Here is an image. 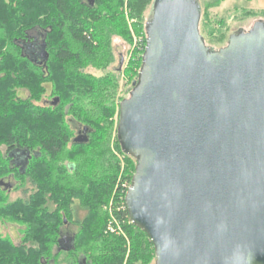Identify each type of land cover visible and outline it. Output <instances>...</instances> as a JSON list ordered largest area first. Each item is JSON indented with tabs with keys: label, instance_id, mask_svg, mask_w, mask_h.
Segmentation results:
<instances>
[{
	"label": "water",
	"instance_id": "obj_1",
	"mask_svg": "<svg viewBox=\"0 0 264 264\" xmlns=\"http://www.w3.org/2000/svg\"><path fill=\"white\" fill-rule=\"evenodd\" d=\"M200 14L195 0L154 5L118 105V142L135 160L124 204L154 264H264V22L215 50Z\"/></svg>",
	"mask_w": 264,
	"mask_h": 264
},
{
	"label": "trees",
	"instance_id": "obj_2",
	"mask_svg": "<svg viewBox=\"0 0 264 264\" xmlns=\"http://www.w3.org/2000/svg\"><path fill=\"white\" fill-rule=\"evenodd\" d=\"M91 1L18 0L19 12L9 17L6 0H0V70L5 72L0 93L13 84L27 91L24 100L0 106V178L11 174L4 154L20 150L27 161L14 170L16 189L32 190L10 201L0 191V222L22 228L18 243L0 234V264H147L154 259L148 237L128 219L124 198L135 160L123 153L117 130L114 147L125 157L130 175L121 172L123 182L116 186L121 205L104 207L120 174L109 146L117 120V80L87 71L110 63L114 33L130 42L124 8L142 37L143 53L149 20L143 22L144 13L154 0ZM222 1L210 0L204 11ZM18 22L40 27L41 67L18 57L12 43ZM47 93L52 106L37 105ZM80 126L88 131L85 143L73 141ZM76 208L86 212L82 220L77 221ZM111 220L121 234L107 232ZM73 222L78 229L66 238L62 229Z\"/></svg>",
	"mask_w": 264,
	"mask_h": 264
},
{
	"label": "rangeland",
	"instance_id": "obj_3",
	"mask_svg": "<svg viewBox=\"0 0 264 264\" xmlns=\"http://www.w3.org/2000/svg\"><path fill=\"white\" fill-rule=\"evenodd\" d=\"M158 0H154L153 4L148 7V9L144 13L143 22L145 23L147 17L149 20L152 17L154 11V5H156ZM160 1V0H159ZM162 1V0H161ZM199 7L200 13L202 10L201 20L198 25L199 34L204 40V43L207 47H211L215 50L222 48L226 45L227 37L239 30L248 31L252 25L256 22H264V0H223L219 5L215 7L207 8V11H204V6L208 4L210 0H195ZM203 14L207 21V26L203 24L206 23L203 18ZM124 16L126 18V23L129 31L130 42L126 41L124 37H122L118 33H114L111 37L110 51H111V60L108 65L105 66L103 70H94L92 68H88L87 71L95 76L110 77L115 76L117 80V86L115 89V94L113 96L114 104L116 105V111L118 115V105L122 99H125L129 96L130 90L132 88V82L136 80V74L138 75V67L139 58L142 56L141 52V43L142 37L140 35H136L132 28V23L127 17V9L124 8ZM208 32H211L210 34ZM223 38L222 40H220ZM2 70H0L1 72ZM3 72V71H2ZM26 94L27 91L25 90ZM45 97V96H44ZM38 103V102H37ZM115 113V119H116ZM117 125V120H116ZM115 125V126H116ZM114 126L111 135H110V149L112 151V155L116 160L120 170V174H118L117 179L115 181L114 189L112 195L109 198V201L104 207L113 206L116 208L119 204L118 199V191L116 190V186L120 184L119 182H123L122 173H127L130 175L125 157L120 155L114 147L115 144V131L116 127ZM20 161L23 160L20 157ZM133 175V174H132ZM125 176V175H124ZM30 193L32 190H27ZM22 192V189L18 191L11 192L8 195V200H15L16 198H24V196L28 195V193ZM112 209V208H111ZM76 216L78 218L77 221L82 220L84 214L86 213L82 209L76 208ZM23 227V226H22ZM20 226H16L13 224H9V222L4 223L0 222V234L3 237H8L12 242L18 243L20 234H21ZM78 229V223L73 222L71 224L65 225L62 229V234L66 236V238H70ZM126 245L129 246V241L127 237L125 238ZM68 262H64L61 264H70ZM126 264V263H123ZM139 264V263H138ZM147 264H154V259H149Z\"/></svg>",
	"mask_w": 264,
	"mask_h": 264
},
{
	"label": "flooded vegetation",
	"instance_id": "obj_4",
	"mask_svg": "<svg viewBox=\"0 0 264 264\" xmlns=\"http://www.w3.org/2000/svg\"><path fill=\"white\" fill-rule=\"evenodd\" d=\"M90 2V0H87ZM6 9L9 14V17H12L14 12H19L18 8V0H6ZM255 24V23H254ZM253 24V25H254ZM11 25H14L11 23ZM252 25V26H253ZM15 27L19 30L17 36L12 38L13 46L18 48L19 55L18 57L21 59H27L34 66L41 67L42 64V54H41V46H42V35L41 29L39 26L31 25V22L26 24L23 22L15 23ZM252 28V27H251ZM28 30V31H26ZM4 57V56H3ZM5 72H0V78L4 76ZM7 73H11L14 75V71H9ZM1 83V80H0ZM49 93L45 95L37 105L41 106H52V102L54 101L52 97L49 98ZM26 97L25 89L20 86L12 85V88L6 89V92L0 93V106H7L9 100H12L13 103L24 100ZM84 127H78L73 136V141L76 137H83ZM88 132V131H87ZM4 153V151H2ZM20 157L23 162L20 161ZM3 161L8 163L9 169H11V174L3 176L0 178V191H4L6 194H11V192L18 191L20 188L16 189L17 180L13 176L15 174L14 170L20 171L23 169L26 163V157L20 150H14L11 153H6L3 156ZM23 192V191H22Z\"/></svg>",
	"mask_w": 264,
	"mask_h": 264
},
{
	"label": "built area",
	"instance_id": "obj_5",
	"mask_svg": "<svg viewBox=\"0 0 264 264\" xmlns=\"http://www.w3.org/2000/svg\"><path fill=\"white\" fill-rule=\"evenodd\" d=\"M129 185L127 186V189H128ZM127 191V190H126ZM126 194V192H125ZM114 221L111 220L107 226V232H110V233H115V234H121L122 232L120 231V229L118 227H115L114 226Z\"/></svg>",
	"mask_w": 264,
	"mask_h": 264
}]
</instances>
